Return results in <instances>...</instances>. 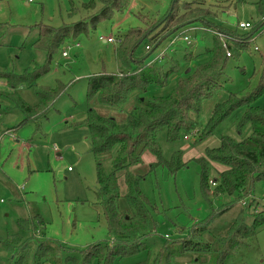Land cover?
I'll list each match as a JSON object with an SVG mask.
<instances>
[{"label":"rangeland","instance_id":"obj_1","mask_svg":"<svg viewBox=\"0 0 264 264\" xmlns=\"http://www.w3.org/2000/svg\"><path fill=\"white\" fill-rule=\"evenodd\" d=\"M87 1L0 0V70L20 74L26 69L31 71L34 63L42 65L45 52L33 45L39 29L44 26L59 28L77 22L100 8L84 11L82 7ZM172 1L130 0L123 12L114 11L88 32L67 37L54 54L48 72L37 81V84L57 90L36 121L22 123L25 116L14 107L7 96L11 89L4 85L6 80L0 78L1 239L15 233L22 239L28 238L30 232L21 230L18 220L37 214L46 223L44 232L48 242L52 246L59 244L63 247L58 256L45 264H72L65 259L66 256L73 255L79 259V251L96 242L111 240L102 211L96 203V161L90 151L89 132L84 121L90 109L103 115L122 116L132 108L133 99L122 106H110L97 100L88 102L87 82L98 74H117L120 70L129 72L136 68V60L144 57V63H147L160 53L161 57L165 55L162 57L164 60L171 59L178 71L168 78L166 86L150 85L146 94L164 95L172 90L178 76L204 62L207 58L205 50L213 46L214 34L209 29L203 30L205 25L201 22H194L167 36L151 53L145 50L147 39H142L132 48V56L128 60L131 69L120 60L119 54L126 53L132 41L131 37H126L128 32L139 28L141 32L150 31L153 35ZM192 1L178 0L180 3ZM257 1L202 0L205 8L216 13L211 19L215 26L238 35L248 32L238 28L240 22L248 21L252 27L259 28L253 32L244 50L234 52L226 59L218 81L221 88L202 103L197 118L199 127L174 140L167 138L165 130L158 133L162 157L170 160L174 152L180 150L186 165L174 173L164 165L148 172V165L154 157L146 151L141 163L130 167L133 173L143 174L140 188L151 203L150 211L157 231L146 239L145 250L116 258L112 264H151L165 235L173 241L187 238L192 226L209 213L208 204L199 190L200 166L192 158L201 156L205 148L217 146L221 136L227 135L237 141L247 138L251 126L247 123L238 128L242 110H235L213 128L212 135L194 142L204 133V125L215 104L224 100L228 93L244 94L259 83L264 71V23H261ZM174 36L177 38L172 43ZM107 37L114 41L107 42ZM76 43L80 46L75 47ZM63 50L67 51L65 57L62 56ZM186 52H190V56L186 57ZM16 91L30 105L39 102L31 88L22 85ZM255 103L264 107V96ZM103 165L105 171L110 172L109 162L105 160ZM215 167V164L209 167V180L218 175ZM119 184L123 193L125 185L122 178ZM253 195L260 202L259 208L264 209V180L256 181ZM231 199L221 195L213 200L212 207L217 210ZM238 209V206H233L227 216L235 214ZM0 257H6L2 247ZM233 264H264V225L237 251Z\"/></svg>","mask_w":264,"mask_h":264},{"label":"trees","instance_id":"obj_2","mask_svg":"<svg viewBox=\"0 0 264 264\" xmlns=\"http://www.w3.org/2000/svg\"><path fill=\"white\" fill-rule=\"evenodd\" d=\"M129 2L88 0L82 9L86 12L96 11L99 6L95 13L59 28L44 26L39 29L33 45L45 52L42 65L34 63L31 71L26 69L20 74L0 70V78L5 79L6 86L11 89L7 96L25 116L22 123L38 120L54 98L57 89L37 84V81L48 72L54 54L65 39L88 32L89 28L110 17L114 11L123 12ZM257 7L261 23H264V0H258ZM215 16L213 10L203 6L202 0L190 3L173 0L153 35H150V31L141 32L139 28L128 32L126 37H131L132 41L128 51L119 54L120 60L126 68H130L128 60L132 56V48L142 39H147L145 50L151 53L167 36L194 22H201L204 28L224 34L227 46L232 50L231 57L234 52L246 48L253 32L259 28L253 26L247 33L238 35L213 25L211 19ZM205 53L206 60L195 64L190 72L178 76L172 90L164 95L146 94V90L150 85L166 86L168 78L178 71L175 63L168 58L144 63L143 57L136 60V68H130L129 72L103 73L88 79V102L97 100L110 106H122L133 99V105L118 117L88 110L84 124L89 132L90 151L96 161V203L102 211L111 240L96 242L79 251V259L73 255L66 256L65 259L72 261V264H91L92 261L112 264L116 258L147 248L146 239L156 233L157 224L150 211L151 203L140 188L143 174L133 173L130 167L141 163L146 151L154 157L148 165V172L164 165L174 173L186 165L180 150L174 152L170 160L162 157L157 135L165 130L167 138L174 140L199 127L197 118L202 103L221 88L218 81L228 58L217 34L213 36V46ZM185 56H190V52H186ZM22 85L31 88L38 96L36 105L28 104L19 96L16 89ZM261 96H264V71L256 87L244 94L228 93L211 109L204 133L198 137L195 134L197 138L194 143L212 135L213 128L235 110H242L238 128L249 123L250 134L241 141L227 135L221 136L217 146L205 148L201 156L192 158L200 166L199 190L208 204L209 213L192 226L187 238L173 241L163 237L164 241L151 259V264H233L237 251L264 225V209L259 208L260 202L253 195L256 181L264 180V107L255 103ZM105 160L109 162L110 172L105 171ZM211 164L216 165L218 175L209 180ZM120 178L125 185L123 193ZM221 195L232 199L215 210L213 200ZM233 206L239 209L228 217L227 213ZM45 225L37 214L19 219L18 227L29 231L30 235L26 239L17 233L8 235L7 239L0 238V247L6 252V257H0V264H45L58 256L63 247L59 244L52 246L48 242Z\"/></svg>","mask_w":264,"mask_h":264},{"label":"built area","instance_id":"obj_3","mask_svg":"<svg viewBox=\"0 0 264 264\" xmlns=\"http://www.w3.org/2000/svg\"><path fill=\"white\" fill-rule=\"evenodd\" d=\"M237 26H238V28H240V29H242V30H249V29L252 27V24H251L250 22H248V21H245V22H240V23H238ZM202 29H203V30H206L207 28L202 27ZM209 30H210V29H209ZM210 31H211V30H210ZM211 32H212V31H211ZM212 33L218 35V37H219V39H220V41H221V46H222V48L224 49L226 56L229 57V56L231 55V52H230V50H229V48H228V46H227L228 44H227V42H226V37H225V35L222 34V33H220V32H216V31H213ZM176 38H177V36H176V37L174 36V38L171 39L172 43L175 42ZM184 40H186V37H184ZM106 41H107V42H113L114 40H113L111 37H107ZM79 46H80L79 43H76V44H75V47H79ZM147 48H148V46H146V49H147ZM67 49H69V47H68ZM62 56H63V57L67 56V51H66V50H63V51H62ZM162 57H163V56H162ZM162 57H161V55H160V53H159V55H158L157 57H155L154 59L150 60L149 63H152V62H154V61H158V60L162 59ZM212 184H213V183H212ZM165 237H168V236L165 235Z\"/></svg>","mask_w":264,"mask_h":264},{"label":"crops","instance_id":"obj_4","mask_svg":"<svg viewBox=\"0 0 264 264\" xmlns=\"http://www.w3.org/2000/svg\"><path fill=\"white\" fill-rule=\"evenodd\" d=\"M244 22H245V21H244ZM120 71H121V70H120ZM120 71H119V72H120ZM119 72H118V73H119ZM4 85L6 86V84H4ZM2 86H3V84H2ZM10 130H12V129H10ZM12 131H14V130H12Z\"/></svg>","mask_w":264,"mask_h":264},{"label":"water","instance_id":"obj_5","mask_svg":"<svg viewBox=\"0 0 264 264\" xmlns=\"http://www.w3.org/2000/svg\"><path fill=\"white\" fill-rule=\"evenodd\" d=\"M188 70H189V69H188ZM188 70H187V71H188ZM187 71H186V73H187Z\"/></svg>","mask_w":264,"mask_h":264}]
</instances>
